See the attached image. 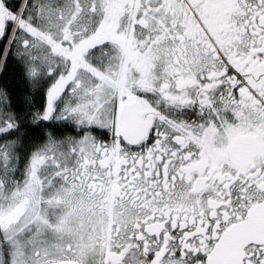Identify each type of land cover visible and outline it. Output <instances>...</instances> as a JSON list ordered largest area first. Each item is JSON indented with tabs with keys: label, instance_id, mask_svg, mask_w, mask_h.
<instances>
[{
	"label": "snow or ice",
	"instance_id": "snow-or-ice-1",
	"mask_svg": "<svg viewBox=\"0 0 264 264\" xmlns=\"http://www.w3.org/2000/svg\"><path fill=\"white\" fill-rule=\"evenodd\" d=\"M0 264H264V0H0Z\"/></svg>",
	"mask_w": 264,
	"mask_h": 264
}]
</instances>
